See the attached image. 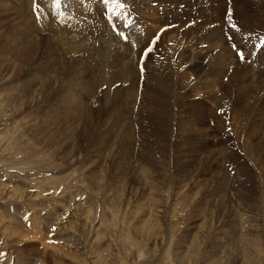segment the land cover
Returning a JSON list of instances; mask_svg holds the SVG:
<instances>
[{
	"label": "rangeland",
	"instance_id": "obj_1",
	"mask_svg": "<svg viewBox=\"0 0 264 264\" xmlns=\"http://www.w3.org/2000/svg\"><path fill=\"white\" fill-rule=\"evenodd\" d=\"M120 2L0 0V264H264V0Z\"/></svg>",
	"mask_w": 264,
	"mask_h": 264
},
{
	"label": "snow or ice",
	"instance_id": "obj_2",
	"mask_svg": "<svg viewBox=\"0 0 264 264\" xmlns=\"http://www.w3.org/2000/svg\"><path fill=\"white\" fill-rule=\"evenodd\" d=\"M110 2H113V3H116L119 7L123 8L125 7L126 5L122 2H120V0H103V3L108 6L110 4ZM67 3H68V0H51V4H50V7H52L55 12H54V15L55 16H64L66 13H65V9L67 7ZM34 12H36V17L37 19L39 20L40 19V13L43 12V9L41 8L40 4L39 3H34V8H33ZM109 19H111V16L109 17ZM229 19H231V17H229ZM230 27L233 29V30H236L237 29V26L235 24H232L230 25ZM121 35H123V33H120ZM125 39H127V37L125 36L124 37ZM159 37L157 36L155 39H153L149 46L146 47L143 52H142V58L144 59H147L149 57V55L155 51V40L158 39ZM231 39V37H230ZM233 47H236L235 45H233ZM239 55V58L241 60H243L245 58V54L244 52H239L238 53Z\"/></svg>",
	"mask_w": 264,
	"mask_h": 264
},
{
	"label": "bare ground",
	"instance_id": "obj_3",
	"mask_svg": "<svg viewBox=\"0 0 264 264\" xmlns=\"http://www.w3.org/2000/svg\"><path fill=\"white\" fill-rule=\"evenodd\" d=\"M245 15V14H244ZM254 19V18H253ZM255 21V20H254ZM248 23V22H247ZM253 25H255V24H253ZM260 26V25H259ZM215 36H216V34H215ZM217 41V40H216ZM208 43V42H207ZM216 45V44H215ZM216 47V46H215ZM47 50V49H46ZM225 51V50H224ZM221 53V52H220ZM223 54V53H222ZM263 55H264V52H262V54H261V56H260V58H262L263 57ZM226 57H227V55H226ZM230 57H231V55H230ZM229 57V58H230ZM223 58V57H222ZM228 58V57H227ZM228 58V59H229ZM225 59V58H224ZM264 59V58H263ZM222 60V59H221ZM215 62V61H214ZM261 62H262V60H261ZM218 63H219V61H218ZM221 63V62H220ZM242 64V63H241ZM256 64V63H255ZM254 69H260V68H254ZM239 72V71H238ZM259 72H260V70H259ZM237 73V72H236ZM255 73H258V72H255ZM261 73V72H260ZM263 73V72H262ZM243 74V73H242ZM260 75V74H259ZM234 76V75H233ZM241 76V75H240ZM257 76V75H256ZM249 77V76H248ZM254 77H255V75H254ZM263 77V76H262ZM253 78V77H252ZM258 79V78H257ZM238 81H240V80H238ZM238 81H237V83H238ZM245 81H247V79L245 80ZM249 82H251L250 80H248ZM248 81H247V84L249 85V83H248ZM254 81H256V78H255V80ZM241 82V81H240ZM258 82V81H257ZM261 84H262V82H260ZM244 84V83H243ZM252 84V83H251ZM256 84V83H255ZM259 84V83H258ZM238 86V85H237ZM241 86H242V84H241ZM245 86V85H244ZM218 87V86H217ZM239 87V86H238ZM247 87V86H246ZM248 87H250V86H248ZM247 87V88H248ZM255 87H257V86H255ZM241 88V87H240ZM251 88V87H250ZM238 90V89H237ZM242 90V89H241ZM239 91V90H238ZM237 91V92H238ZM244 91V90H243ZM243 91H240V92H243ZM257 92H258V90H257ZM264 92V91H263ZM262 93V92H261ZM243 94V93H242ZM241 95V94H240ZM242 96V95H241ZM244 96V95H243ZM264 97V96H263ZM242 99V98H241ZM241 105V104H240ZM243 108V107H242ZM241 110V109H240Z\"/></svg>",
	"mask_w": 264,
	"mask_h": 264
}]
</instances>
